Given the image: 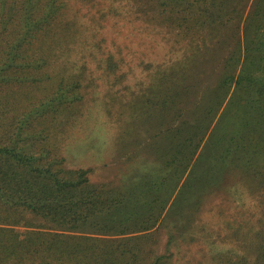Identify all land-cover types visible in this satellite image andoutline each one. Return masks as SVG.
Returning a JSON list of instances; mask_svg holds the SVG:
<instances>
[{"label":"rangeland","instance_id":"374dc122","mask_svg":"<svg viewBox=\"0 0 264 264\" xmlns=\"http://www.w3.org/2000/svg\"><path fill=\"white\" fill-rule=\"evenodd\" d=\"M155 11L136 0L45 7L22 50L40 67L0 86V137L46 99L21 146L84 171L128 264H264V135L228 136L246 103L236 85L245 54L230 55L219 31ZM5 18L1 58L20 30L14 5Z\"/></svg>","mask_w":264,"mask_h":264},{"label":"trees","instance_id":"16d2710c","mask_svg":"<svg viewBox=\"0 0 264 264\" xmlns=\"http://www.w3.org/2000/svg\"><path fill=\"white\" fill-rule=\"evenodd\" d=\"M32 1L33 11L28 7L31 0L0 2V23L5 24V11L14 5L20 25L18 37L8 41L0 57V86L22 83L24 78L17 73L23 66L40 67V56H25L22 50L37 37L46 21L44 8L55 0ZM145 2L164 23L189 30L195 21L221 32V44L230 55L243 50L245 63L236 85L246 103L236 112L228 136H250L255 130L264 135V0H136ZM44 101H36L26 114L14 115L0 137V264H128L111 247L118 233L105 230L107 221L99 214L101 194L88 188L84 171L66 172L31 145L21 146L34 120L45 113Z\"/></svg>","mask_w":264,"mask_h":264}]
</instances>
